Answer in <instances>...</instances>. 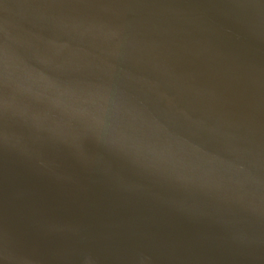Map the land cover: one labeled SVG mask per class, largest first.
<instances>
[{
	"label": "water",
	"instance_id": "water-1",
	"mask_svg": "<svg viewBox=\"0 0 264 264\" xmlns=\"http://www.w3.org/2000/svg\"><path fill=\"white\" fill-rule=\"evenodd\" d=\"M0 264H264V0H0Z\"/></svg>",
	"mask_w": 264,
	"mask_h": 264
}]
</instances>
